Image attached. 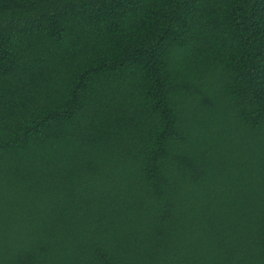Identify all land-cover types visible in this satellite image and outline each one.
<instances>
[{
	"label": "trees",
	"instance_id": "trees-1",
	"mask_svg": "<svg viewBox=\"0 0 264 264\" xmlns=\"http://www.w3.org/2000/svg\"><path fill=\"white\" fill-rule=\"evenodd\" d=\"M0 264H264V0H0Z\"/></svg>",
	"mask_w": 264,
	"mask_h": 264
}]
</instances>
